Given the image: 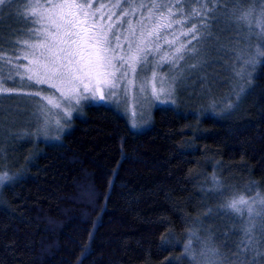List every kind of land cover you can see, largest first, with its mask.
<instances>
[{"label": "trees", "instance_id": "16d2710c", "mask_svg": "<svg viewBox=\"0 0 264 264\" xmlns=\"http://www.w3.org/2000/svg\"><path fill=\"white\" fill-rule=\"evenodd\" d=\"M10 1L0 8V55L16 53L32 28L24 0ZM207 8L188 19L210 34L190 89L156 107L144 129L89 104L48 141L27 126L31 99L28 108L0 102V264H264V239L256 255L238 251L242 239L264 238V224L247 235L246 211L225 207L264 195V59L244 63L264 43V0ZM249 9L251 30L238 19Z\"/></svg>", "mask_w": 264, "mask_h": 264}, {"label": "snow or ice", "instance_id": "6c2138e0", "mask_svg": "<svg viewBox=\"0 0 264 264\" xmlns=\"http://www.w3.org/2000/svg\"><path fill=\"white\" fill-rule=\"evenodd\" d=\"M24 2L31 9L30 13L26 14L29 19L35 17L36 22L47 24L46 28L29 33L30 36L43 37L39 44L29 45L35 49L31 53L36 73L35 83L47 82L51 88L59 92L60 100L67 105L64 115L68 118L71 116L69 109H72L73 104L78 105L82 99L96 100L97 95L100 102L104 101L105 95L118 97L121 85H123V95L127 97L130 88L136 83L134 77L137 68L147 64L149 55H154L159 50V44L153 48L152 38L159 40L160 29L171 26L170 22L163 24L160 20L164 18L165 11L171 17L173 13L170 10L176 6L166 0H149V2L120 0L115 4L107 5L99 4V0L95 3L94 0H45V2L32 0L31 3L24 0ZM194 2L200 4L201 8L199 11L193 9L189 18L201 13L207 15L210 11L207 4L211 0H194ZM5 3L6 0H0V5ZM140 8L149 10L148 19L159 12L160 20L150 29L142 20H138L136 23L139 26V35H137L136 26L124 18ZM114 9L120 10L116 21L112 20V17L117 15ZM254 12V9H249L238 18L243 20L250 30L253 26L250 17ZM256 25L260 29V34L264 35V10L259 13ZM190 31L195 33L196 28L193 27ZM187 34L183 33V35ZM165 42H168L166 38ZM182 50L183 45L176 49L177 52ZM3 59L7 58L0 57V60ZM169 59L162 56L161 62H167ZM261 59H264V43H261L244 63L255 66ZM153 75L155 77V73ZM28 79L31 82L33 77L29 76ZM148 83L146 80L139 83L141 93L147 90ZM160 91H164L163 86ZM84 93L88 95L85 96ZM29 95H39V93H29ZM152 95L158 98L154 85ZM48 104L56 109L61 108V103L52 99H48ZM40 111L44 113V106ZM56 122L59 124V120ZM7 179L6 174L0 176V184ZM256 203L264 205V197L259 193L251 200L245 199L242 195L233 197L225 207L241 215L246 209L251 217L254 212L253 205ZM251 231L252 227L245 229L246 233Z\"/></svg>", "mask_w": 264, "mask_h": 264}, {"label": "rangeland", "instance_id": "374dc122", "mask_svg": "<svg viewBox=\"0 0 264 264\" xmlns=\"http://www.w3.org/2000/svg\"><path fill=\"white\" fill-rule=\"evenodd\" d=\"M6 2H9V0H6ZM31 2L32 0H28V3ZM41 2H45V0H41ZM95 2L96 0H94V3ZM117 2H120V0H99V4L105 5L115 4ZM145 2H149V0H145ZM166 2L177 5L179 0H166ZM1 6L2 5H0V8ZM30 11L31 9H29L26 4L24 16L27 20H31L32 28H30L26 37L23 39L24 43L19 45V49L16 53L13 51L10 54L0 55V57L7 58L0 60V69H2L0 70V102L6 100L5 98L15 97V99L18 98L19 100L15 104L16 107L18 105L19 107L23 106L28 108L26 102L31 99L32 104L29 105V117H27V119L31 120L32 124L29 123L27 126L31 127L32 130L37 129L36 132L39 131L44 139L48 141H56L61 134L65 133L69 129L72 120L81 114L84 107L89 104H102L116 108L128 118L129 123L134 129L141 130L148 127L156 107L172 105L175 103L176 99L179 101L180 97L177 89L181 88L183 84L186 88L189 87L190 89V82L193 76L199 71L203 62L204 42L208 36L210 37V34L208 36H201V34L191 32V27L188 25L189 15L183 10H178L176 7L170 10L173 13L171 17H169L167 11H165L162 20H160L159 12L155 15H151L150 19H148L150 16L149 10L146 8L138 9L133 14L124 18L125 20H130L132 24L136 26L137 35H139V26L136 23L138 20H142L149 29L154 27L158 20L163 24L171 23L170 27L160 29L161 38L159 40L152 38L153 48H155L156 44H159V50L155 52L154 55H149L147 64L143 65L142 68H137V73L134 77L136 83L130 88L127 97L123 95V85H121L118 97L113 98L105 95L104 101L100 102L97 95L96 100L90 98L82 99L78 105L73 104L72 109H69L71 111V116L68 118L64 115V109L67 108V105L60 100L59 92L51 88L47 82L41 84L35 83L36 73L33 65V57L31 55L35 49L29 47V45L39 44L43 37L30 36L29 33L46 28L47 24L45 22H36L35 17L29 19L26 14L30 13ZM105 11H107V9H105ZM113 11H115L117 15H114L112 20L116 21L120 10L114 9ZM180 21H183V23H180ZM183 33L188 34L183 35ZM193 36H195V38H193ZM165 38L168 41L167 43L165 42ZM211 39L214 40V38ZM182 45L183 50L177 52L176 49L181 48ZM124 47L126 50L127 45L125 44ZM162 56L169 57L170 59L167 62H161ZM29 69H32V71H29ZM154 73L155 77L153 75ZM29 76L33 77L31 82L28 79ZM145 80L149 82L147 84V90L141 93L138 85L141 81ZM161 80H163V85H161ZM153 85L157 90L158 98L152 95ZM162 86L164 91H160ZM5 89H7V91H5ZM169 90H171L170 94ZM37 92L39 95H29V93ZM84 95L87 96L88 94L84 93ZM48 99L60 102L61 108H53L48 104ZM240 99L241 98L238 96V100ZM20 100L22 101L20 102ZM42 106H44V113L40 111ZM14 107L2 110V113H5L2 116H7L10 110H17ZM57 120H59V124H57ZM0 176H4V174H0ZM4 182L0 184V189ZM261 197H264V195H261ZM251 199L252 198L248 200ZM253 207L254 212L251 217L246 209L244 211H246L248 227H252L251 232L259 233L260 227H262L264 223H262L261 220L260 222L258 221L257 213H260L264 205L256 203ZM262 239L264 238L261 235L242 239L239 242L238 251L244 255L249 253V256L256 255L263 251L261 249V245L263 244ZM249 241H251V243H249ZM244 264H247V262L245 261Z\"/></svg>", "mask_w": 264, "mask_h": 264}]
</instances>
